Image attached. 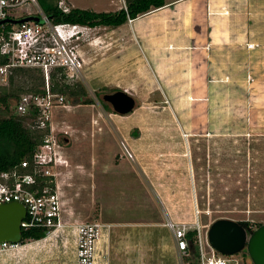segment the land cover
<instances>
[{
	"label": "rangeland",
	"instance_id": "obj_1",
	"mask_svg": "<svg viewBox=\"0 0 264 264\" xmlns=\"http://www.w3.org/2000/svg\"><path fill=\"white\" fill-rule=\"evenodd\" d=\"M74 1L78 7L96 12L116 9L110 0ZM57 2L52 0V5ZM95 28L89 44L103 32L102 27ZM93 45L96 48L88 53L90 62L80 78L68 81L64 72L49 75L50 84L58 80L83 86L88 101L75 105L74 98L67 95L65 105L53 111V134L69 161L57 176L65 222L159 223L170 217L175 224L173 213L183 222L199 221L206 258L193 260L184 255L187 264L211 259L208 231L216 220L249 221L255 229L263 225L264 135L228 123L245 118L242 97L237 105H227L226 88L217 91L210 115L220 126L209 132L200 104L194 105L199 96L192 94L193 88L191 93L179 95L180 83L174 76L163 80L146 69L140 75H97L103 58L98 51L104 48ZM34 71L23 75H43L45 79L43 72ZM14 74L5 86L12 83L11 87H17L26 79ZM189 83L195 85V80ZM167 84H176L172 93L165 90ZM22 87L26 91L31 85ZM117 91L136 100L132 113L119 115L104 100L106 94ZM185 102L190 104L185 106ZM22 246L0 255V264H77L71 228L46 241L30 240ZM225 259L228 264H253L246 250Z\"/></svg>",
	"mask_w": 264,
	"mask_h": 264
},
{
	"label": "crops",
	"instance_id": "obj_2",
	"mask_svg": "<svg viewBox=\"0 0 264 264\" xmlns=\"http://www.w3.org/2000/svg\"><path fill=\"white\" fill-rule=\"evenodd\" d=\"M63 1L71 8L88 10L78 7L74 0ZM109 3L116 7L109 12L125 8L124 0ZM102 31L82 48L87 64L88 53L96 48L93 44L97 43L98 50L104 48L103 52L98 51L103 58L97 75H140V70L146 69L163 80L174 76L180 83L179 95L191 93L193 88L192 94L199 96L193 104H200L209 132L220 126L210 115L211 104L217 91L225 87L227 105H237L241 101L237 99L242 97L240 104H244L246 114L245 118L228 123L233 128L248 127L258 136L264 135V0H167L162 9L119 27H102ZM248 75L252 77L250 82ZM192 78L195 85L189 83ZM173 87L176 84H167L165 90L172 93ZM187 104L190 103H184ZM173 217L177 219L175 224H186L190 232L196 231L199 221L183 222L174 213ZM168 221L172 222L170 217L159 223L105 224L109 229L99 250L108 254L112 263L187 264ZM188 242L191 257L189 238ZM194 246L199 253L195 241ZM20 247L21 244L10 251ZM3 254L6 253L0 255Z\"/></svg>",
	"mask_w": 264,
	"mask_h": 264
},
{
	"label": "built area",
	"instance_id": "obj_3",
	"mask_svg": "<svg viewBox=\"0 0 264 264\" xmlns=\"http://www.w3.org/2000/svg\"><path fill=\"white\" fill-rule=\"evenodd\" d=\"M58 8L65 14L71 12L68 4L59 0ZM36 17L42 23L21 20ZM95 27L74 23L55 24L42 9L38 0H0V86H5L18 69L38 70L45 74L43 94H24L15 104L18 116L26 117L32 129L49 130L43 143L36 149L32 161L23 160L8 171L0 172V204L22 203L27 209L22 230L47 231L41 241L51 239L71 228L75 242L77 264L112 263L109 255L99 250L101 240L107 235L108 225L103 223L67 224L64 219V202L57 176L69 161L63 156L61 143L53 134V111L65 105L66 96L53 93L49 75L65 73L68 81L82 76L86 64L82 47L91 40ZM95 37H93L94 39ZM89 39V40H88ZM172 230L177 249L189 255L190 246L186 224L167 222ZM195 242L202 260L206 258L201 236V226L195 225ZM19 244L0 243V254L7 253ZM212 249V248H211ZM212 257L204 264H228L224 256Z\"/></svg>",
	"mask_w": 264,
	"mask_h": 264
},
{
	"label": "trees",
	"instance_id": "obj_4",
	"mask_svg": "<svg viewBox=\"0 0 264 264\" xmlns=\"http://www.w3.org/2000/svg\"><path fill=\"white\" fill-rule=\"evenodd\" d=\"M46 15L55 23H74L88 25L91 27H119L135 20L140 16L149 14L167 6V0H124L125 8L116 12H95L78 8L71 9L68 14L63 13L56 5H52V0H38ZM31 69H18L14 75L24 77L17 87L0 86V172L8 171L19 165L23 160L32 161L36 149L43 143L49 130L32 129L27 126L26 117L18 116L14 113L15 104L18 101L19 94H43L45 79L42 75L33 76L23 75L24 73H33ZM10 76V80L12 79ZM29 76V77H28ZM31 87L24 90L22 85ZM53 93L73 97L75 105L87 104L84 100L86 90L81 85L70 86L64 82L54 80L51 84ZM24 93V94H23ZM21 95V96H22ZM20 96V97H21ZM247 231L251 234L255 228L249 221H241ZM258 225L257 227L261 226ZM197 232L188 233L193 249L190 252L192 258H200L197 248L194 246ZM47 231L41 229L24 230L22 234L21 245L27 244L30 240L39 241L45 238Z\"/></svg>",
	"mask_w": 264,
	"mask_h": 264
},
{
	"label": "water",
	"instance_id": "obj_5",
	"mask_svg": "<svg viewBox=\"0 0 264 264\" xmlns=\"http://www.w3.org/2000/svg\"><path fill=\"white\" fill-rule=\"evenodd\" d=\"M28 21L42 23L36 17L20 22ZM104 100L122 116L132 113L137 106L136 100L124 91L106 94ZM26 215L27 209L22 203L0 204V243L20 244L23 234L21 224ZM208 242L222 256L232 257L246 250L253 264H264V224L250 234L238 221L218 219L209 228Z\"/></svg>",
	"mask_w": 264,
	"mask_h": 264
}]
</instances>
